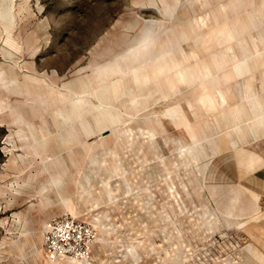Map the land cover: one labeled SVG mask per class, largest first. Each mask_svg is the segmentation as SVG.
Wrapping results in <instances>:
<instances>
[{"label": "rangeland", "instance_id": "obj_1", "mask_svg": "<svg viewBox=\"0 0 264 264\" xmlns=\"http://www.w3.org/2000/svg\"><path fill=\"white\" fill-rule=\"evenodd\" d=\"M258 137L264 0H0V264H68L43 250L67 215L94 264H264L205 184Z\"/></svg>", "mask_w": 264, "mask_h": 264}, {"label": "crops", "instance_id": "obj_2", "mask_svg": "<svg viewBox=\"0 0 264 264\" xmlns=\"http://www.w3.org/2000/svg\"><path fill=\"white\" fill-rule=\"evenodd\" d=\"M260 138L215 154L205 172L210 204L225 218L257 222L260 235L254 243L259 245L264 244V137Z\"/></svg>", "mask_w": 264, "mask_h": 264}, {"label": "built area", "instance_id": "obj_3", "mask_svg": "<svg viewBox=\"0 0 264 264\" xmlns=\"http://www.w3.org/2000/svg\"><path fill=\"white\" fill-rule=\"evenodd\" d=\"M96 239L89 224L68 215L52 217L44 226L43 250L51 263L94 264Z\"/></svg>", "mask_w": 264, "mask_h": 264}]
</instances>
